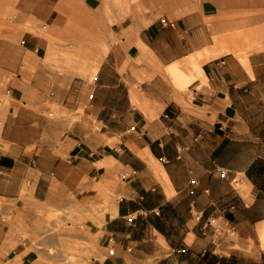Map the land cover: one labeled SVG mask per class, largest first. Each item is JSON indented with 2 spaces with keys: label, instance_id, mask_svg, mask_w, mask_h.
<instances>
[{
  "label": "crops",
  "instance_id": "crops-1",
  "mask_svg": "<svg viewBox=\"0 0 264 264\" xmlns=\"http://www.w3.org/2000/svg\"><path fill=\"white\" fill-rule=\"evenodd\" d=\"M111 1L0 0V66L33 115L0 152V197L38 205L0 204V264H264V45L229 39L264 15ZM53 209L77 226L59 253L8 221L35 231Z\"/></svg>",
  "mask_w": 264,
  "mask_h": 264
},
{
  "label": "rangeland",
  "instance_id": "rangeland-1",
  "mask_svg": "<svg viewBox=\"0 0 264 264\" xmlns=\"http://www.w3.org/2000/svg\"><path fill=\"white\" fill-rule=\"evenodd\" d=\"M137 1V2H136ZM159 1V2H158ZM245 9L251 6H256L264 15V0H240ZM109 4L115 8L119 15H137L143 13H157L165 15L172 9L173 0H115ZM122 8V9H121ZM264 18L261 19L260 24L253 28H244L238 30V33L229 35V39L235 45H264ZM6 56L11 55V50L14 45H4ZM22 76L20 77L25 83L27 82L26 62L22 69ZM14 77L18 78L17 74ZM12 73L3 70L0 66V152H10L12 141L27 133L28 123L33 118V115L28 113H20L21 109H26L29 106L28 97L25 96L21 100H13L9 90L12 83ZM41 105H43L41 103ZM53 119H59L61 114H48ZM42 117V115H41ZM27 152H31L28 150ZM7 201L8 204L15 203L27 210L31 207H37V202L25 187L22 194L15 199H3L0 197V204ZM53 212L44 219L40 220V225L31 231L29 227H25L23 218L19 216L13 217L12 210L8 215V221L15 225L18 230H21L23 236L36 234L35 245L40 248L50 249L53 253H59L61 250L66 251L70 248L68 242V235L73 234L77 226L75 222L69 223L65 219H61V212L58 209H53ZM70 220V219H69ZM40 234V235H38ZM45 239L47 241L45 242ZM66 254V253H65ZM78 258L71 255L62 258L59 264H75Z\"/></svg>",
  "mask_w": 264,
  "mask_h": 264
},
{
  "label": "bare ground",
  "instance_id": "bare-ground-1",
  "mask_svg": "<svg viewBox=\"0 0 264 264\" xmlns=\"http://www.w3.org/2000/svg\"><path fill=\"white\" fill-rule=\"evenodd\" d=\"M137 2V1H136ZM159 2V1H158ZM122 9V8H121Z\"/></svg>",
  "mask_w": 264,
  "mask_h": 264
}]
</instances>
